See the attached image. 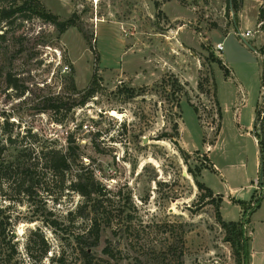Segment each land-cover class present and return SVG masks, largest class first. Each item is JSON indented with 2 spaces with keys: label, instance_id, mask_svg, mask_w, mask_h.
Instances as JSON below:
<instances>
[{
  "label": "rangeland",
  "instance_id": "obj_1",
  "mask_svg": "<svg viewBox=\"0 0 264 264\" xmlns=\"http://www.w3.org/2000/svg\"><path fill=\"white\" fill-rule=\"evenodd\" d=\"M39 1L74 25L59 32L19 14L0 24V264H53L71 250L83 228L65 219L81 199L68 188L80 160L58 177L41 164L19 176L6 171L12 164L15 172L19 152H65L70 138L109 191L111 227L98 249L113 241L124 258L108 264H136V254L155 264V251L169 244L165 264H238L217 210L238 221L257 202L253 238L264 263V226L255 224L264 218L261 0H242L237 12L230 0ZM246 27L255 50L238 36ZM93 76L95 92L80 105L73 86L84 91ZM21 183L27 191L18 192ZM76 258L66 264H81Z\"/></svg>",
  "mask_w": 264,
  "mask_h": 264
},
{
  "label": "trees",
  "instance_id": "obj_2",
  "mask_svg": "<svg viewBox=\"0 0 264 264\" xmlns=\"http://www.w3.org/2000/svg\"><path fill=\"white\" fill-rule=\"evenodd\" d=\"M6 1L7 4H0V24L5 23L6 25H9L11 20L19 14V16L25 20L29 19L32 15L40 17L53 24L59 32H64L67 28L74 25L72 18L60 21L55 14L47 11L39 0ZM241 1L242 0H230V5L234 12L239 11ZM261 2L258 22L262 23L264 26V0H261ZM0 36L2 35L0 34ZM259 52L264 54V48H261ZM212 58L214 61L217 60L221 64L219 58L214 56H212ZM262 64L261 82L262 87L264 88V60ZM94 83L95 77L93 76L89 86L84 91H78L76 90L75 85L73 86V89L76 92H82L81 100L78 104H85L87 99L93 96L96 88L93 85ZM176 84H178L177 81H175L173 85L179 86ZM48 108H56V110H58L59 106L51 104ZM262 111H264V106L257 109L256 115L258 116ZM96 134H98V132ZM71 142L74 144L69 145L68 150L65 152L59 148L57 149L51 146H46L38 149L35 156L29 155L27 157V155L24 154L25 152L21 151L17 154L18 156H16L15 172L12 171L14 168L12 167V164L6 166V171L10 173L13 172L19 176V173L22 172L33 173V170L41 164L43 168H46L51 172L53 177H58L60 175L64 176L65 173L70 170V163L72 160H80V167L75 173L74 179L70 181L68 188L80 195L81 199L73 209L66 213L65 219L72 222H74V220H80L83 224V228L73 236V241L70 243L72 245L71 250L67 251L65 248H62L58 251L52 258L53 264H66L73 255H76L77 258L81 260V264H102L106 262L108 264L109 259H115L116 262L119 263L122 258H124V250L117 246L113 241H105L106 244L100 250L98 249L100 247L103 232L111 227V203L110 198L107 196L109 191L106 187L102 186L92 174H89L88 170H85L86 167L82 165L83 152L81 150V144L70 138L69 143ZM262 147L261 143V148ZM2 152L3 149L0 150V156ZM261 158L263 162V156ZM194 178L197 187L205 190V195L203 196L204 199L213 198L212 189L199 181L196 177ZM27 190L28 189H24L22 183L18 185V192H25ZM258 207L259 204L257 202L252 208H250L249 212L244 213L238 221H224L220 212L217 210V220L225 229L228 241L231 242V245L234 248L236 247L235 253L238 264L241 259H243L244 264H249V238L246 236L245 227L250 222L251 214ZM0 226H2V219H0ZM180 245L183 248L182 241L180 242ZM173 252L174 249L171 244L165 248L163 247L161 250L155 251V264H165L166 261L170 263ZM179 253L178 260L182 262L181 258L183 256V250ZM133 259L136 264H143V262H145L139 254L133 256Z\"/></svg>",
  "mask_w": 264,
  "mask_h": 264
},
{
  "label": "crops",
  "instance_id": "obj_3",
  "mask_svg": "<svg viewBox=\"0 0 264 264\" xmlns=\"http://www.w3.org/2000/svg\"><path fill=\"white\" fill-rule=\"evenodd\" d=\"M244 5H245V2H244ZM244 5L242 6V16H243ZM240 23H242V21ZM239 26H241V25L239 24ZM248 30H250V28L246 27V29L244 31H242V30H238V31L245 32V31H248ZM248 38H250V36ZM245 40L247 41V39H245ZM255 142H256V139H255ZM257 209H259V207ZM255 211L251 214V216H250V222H249V225L252 228V230L250 232V238H249L250 239L249 240L250 241L249 242V246H250L249 247V251H250L249 264H264L262 261H260L261 260L260 259V256H262L263 254L257 251V248L255 247V240L253 238V230H254V228H253V225H252V217L256 213ZM255 224H257L258 226H262L263 227L264 226V218H260L259 220H257V223H255ZM262 242H264V239H263Z\"/></svg>",
  "mask_w": 264,
  "mask_h": 264
},
{
  "label": "built area",
  "instance_id": "obj_4",
  "mask_svg": "<svg viewBox=\"0 0 264 264\" xmlns=\"http://www.w3.org/2000/svg\"><path fill=\"white\" fill-rule=\"evenodd\" d=\"M251 35L250 30L242 32V31H238V36H240L242 39H247L249 36ZM215 49L216 51H221L223 50V44L222 42H218L215 44ZM264 186H262L261 188H263Z\"/></svg>",
  "mask_w": 264,
  "mask_h": 264
},
{
  "label": "water",
  "instance_id": "obj_5",
  "mask_svg": "<svg viewBox=\"0 0 264 264\" xmlns=\"http://www.w3.org/2000/svg\"><path fill=\"white\" fill-rule=\"evenodd\" d=\"M243 40H244V42H245L250 48H252L253 50H255L254 47H253L250 43H248L245 39H243ZM143 141L146 142L147 139H146V138H143ZM262 186H263V180H262V178H261V179H260V187H262Z\"/></svg>",
  "mask_w": 264,
  "mask_h": 264
},
{
  "label": "bare ground",
  "instance_id": "obj_6",
  "mask_svg": "<svg viewBox=\"0 0 264 264\" xmlns=\"http://www.w3.org/2000/svg\"><path fill=\"white\" fill-rule=\"evenodd\" d=\"M110 114L113 115V116H117L118 115V113L115 110H111Z\"/></svg>",
  "mask_w": 264,
  "mask_h": 264
}]
</instances>
